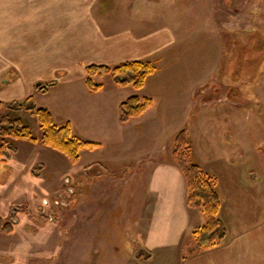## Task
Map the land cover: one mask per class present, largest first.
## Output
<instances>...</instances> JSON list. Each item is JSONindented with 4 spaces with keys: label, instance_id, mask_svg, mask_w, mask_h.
Instances as JSON below:
<instances>
[{
    "label": "rangeland",
    "instance_id": "1",
    "mask_svg": "<svg viewBox=\"0 0 264 264\" xmlns=\"http://www.w3.org/2000/svg\"><path fill=\"white\" fill-rule=\"evenodd\" d=\"M159 1L164 9L166 3L170 6L166 18L154 27L160 33L171 28L175 35L165 57L188 63L169 66L157 76L162 90L157 91L154 107L141 117L122 123L120 105L133 95L152 93L153 76L145 91L137 93L131 85H118L112 75H97L93 80L102 89L92 93L83 81L86 72L69 68L49 74L50 67H31L24 82L26 94L17 101L32 97L38 108L52 111L57 125L71 122L73 136L101 145L82 150L80 161L72 164L41 142H14L17 152L0 160V218L15 224L14 233H0V264H129L127 256L143 247L134 230L145 220L143 205L152 177L161 166L175 165L173 141L180 131L198 160L222 149L230 134L242 137L240 125L251 124L249 142L263 149L264 130H253L252 125L264 122L257 94L264 72V0ZM6 2L0 0V22L8 29L13 16L8 18ZM19 24L24 30L17 42L27 28L24 20ZM196 75L209 80L202 97L211 110L183 105L190 94L178 90ZM80 84L86 89L79 91ZM163 84H177L179 89L167 85L164 90ZM52 86L56 87L49 93L40 91ZM234 94L235 99H245L242 109L225 104ZM222 98L226 102L216 105ZM252 109L262 116H254V123L248 112ZM19 113L16 116L41 139L38 118Z\"/></svg>",
    "mask_w": 264,
    "mask_h": 264
},
{
    "label": "crops",
    "instance_id": "2",
    "mask_svg": "<svg viewBox=\"0 0 264 264\" xmlns=\"http://www.w3.org/2000/svg\"><path fill=\"white\" fill-rule=\"evenodd\" d=\"M6 4L7 16H13V21L11 25L8 21V29L0 22V102L17 101L26 94L25 78L34 65L50 67L49 74L69 68L84 74L91 65L114 67L133 61L151 62L159 67L152 75L153 91L145 95L155 101L157 91L162 90V78L157 76L169 66L188 63L166 59L165 50L174 42V32L168 28L167 33H160L154 27L166 18L165 10L170 3L165 4V9L159 0H7ZM21 20L27 23V28L22 41L17 42L19 31L24 30L19 24ZM87 78L83 79L85 83ZM149 78L143 89H135L137 93L145 91ZM261 79L262 88L257 94L264 106V72ZM207 81L206 76L196 75L193 79L187 78L184 83L188 84L178 90L189 91L188 101L183 102L188 110L198 107H202L200 111L211 110L207 98L202 97ZM167 85L179 89L177 84H163L164 90ZM55 87H50L47 93ZM83 89L86 88L80 84L79 91ZM235 95L229 103L222 98L216 105L226 102L227 106L242 109L245 99H235ZM179 96L184 98V94ZM231 112L241 114V110ZM248 112L253 123L254 116L262 118L255 109ZM0 113V120L5 115L17 118L22 114L5 109ZM250 126H238L242 137L238 135L237 139L230 134L229 143H222V149L208 152L205 158L195 159L192 152L194 161L217 179L216 189L221 199L219 217L227 229L223 244L198 253L190 252L195 244L193 233L206 224L207 218L200 209L188 206L185 177L174 161L176 166L166 164L154 172L152 187L146 192L143 205L145 220L135 225L134 231L142 238L141 249L151 255L139 259V250L134 249L131 257L127 256L129 264H264V144L263 149L257 150L249 142L248 134L253 132ZM261 128L264 130V122L252 125L253 130L261 131Z\"/></svg>",
    "mask_w": 264,
    "mask_h": 264
},
{
    "label": "trees",
    "instance_id": "3",
    "mask_svg": "<svg viewBox=\"0 0 264 264\" xmlns=\"http://www.w3.org/2000/svg\"><path fill=\"white\" fill-rule=\"evenodd\" d=\"M159 71V67L151 62L133 61L118 66L91 65L86 68L87 86L91 92L102 89L101 84H96L93 77L97 75H112L114 81L120 86L131 85L140 90L145 87L147 79ZM47 93V88L40 90ZM154 105L152 98H140L131 96L120 105V121L127 123L132 119L144 115ZM6 109L14 112L29 113L38 118L43 131L41 139H38L31 128L25 125L22 118H12L5 115L0 120V160L5 159L4 154L17 152L15 141L24 140L31 143L41 142L46 147L65 155L72 164L80 161L81 151H94L101 144L85 141L73 136L72 126L57 125L53 114L46 108H38L32 99L24 102H0V110ZM173 159L182 171L187 186V204L191 208L200 209L207 218V222L193 233L195 241L191 253L217 248L223 244L227 236V229L220 219L221 199L217 192V179L208 174L193 159L191 146L184 130L180 131L173 141ZM15 224L3 221L0 218V233L10 235L15 232ZM150 253L141 249L137 257L144 259L150 257Z\"/></svg>",
    "mask_w": 264,
    "mask_h": 264
}]
</instances>
